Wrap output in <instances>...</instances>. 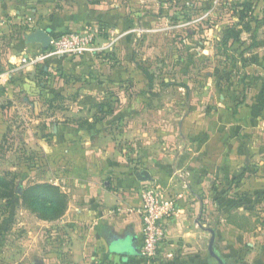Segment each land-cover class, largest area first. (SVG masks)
<instances>
[{"label":"rangeland","instance_id":"374dc122","mask_svg":"<svg viewBox=\"0 0 264 264\" xmlns=\"http://www.w3.org/2000/svg\"><path fill=\"white\" fill-rule=\"evenodd\" d=\"M37 1L32 5L39 10L28 19L15 10L22 0H0V87L18 89L12 98L0 97V175L11 173L16 191L55 184L40 141H49L59 124L89 126L99 119L101 141L110 139L135 161L145 147H156L148 155L162 159L181 153L189 138L183 123L216 110L221 86L237 97V61L245 64L248 54L264 47V0H42L51 4L43 9ZM244 3L253 5L258 19L248 21L258 32H243L241 43L225 45V30L238 28L232 15L240 21ZM31 7L19 9L31 13ZM40 25L93 33L101 50L59 66L52 67L55 59L26 65V37ZM141 67L154 75L153 87ZM220 197L224 206L208 213L209 228L218 232L215 251L228 264H264V190ZM64 217L41 220L19 197L12 205L0 199V264H85L77 230ZM209 242L206 261L216 264Z\"/></svg>","mask_w":264,"mask_h":264},{"label":"crops","instance_id":"0c3cea01","mask_svg":"<svg viewBox=\"0 0 264 264\" xmlns=\"http://www.w3.org/2000/svg\"><path fill=\"white\" fill-rule=\"evenodd\" d=\"M36 1L22 0L15 8L16 13L25 18L37 14L38 4L32 5ZM24 5L32 6L31 13H22L19 8L26 10ZM50 6L41 0L42 9ZM238 18L237 15L240 28ZM40 26L54 35L65 33ZM140 30L151 32L149 28ZM252 30L258 32L257 24ZM25 49L30 54L44 51L37 44H24L22 51L26 52ZM85 57H64L52 67L68 59ZM237 66L240 67L237 69V97L221 86L218 91L223 95L219 96L221 101L216 110L196 113L183 123L182 128L189 134L183 141L188 144L177 155L167 158L165 155L162 159L159 153L158 156L148 155L149 152L156 154V147H145L139 150L142 152L138 153L136 161L135 157L130 159L117 152L115 142L101 141L103 126L97 122L89 126L59 124L53 128L49 141L41 139L48 168L56 171L55 185L69 196L65 224L76 228L78 249L86 258L85 264H209L204 251L207 241H210L209 257L216 264H220L218 258L228 264L227 259L215 251L218 232L209 228L208 213L214 206H224L222 193L237 196L264 190L263 45L245 57V64L237 61ZM5 89L0 87V97L12 98L18 92V89H7L6 93ZM227 101L233 106H228ZM140 162L153 164L142 166ZM144 170L151 173L152 181L138 179ZM148 185L167 191L174 197L176 207V214L167 221V238L154 261L142 254L140 194ZM217 221L226 222L223 218ZM227 224L235 226L229 220ZM114 239L130 241L141 255L112 250L110 243Z\"/></svg>","mask_w":264,"mask_h":264},{"label":"built area","instance_id":"2783aa9c","mask_svg":"<svg viewBox=\"0 0 264 264\" xmlns=\"http://www.w3.org/2000/svg\"><path fill=\"white\" fill-rule=\"evenodd\" d=\"M96 40L93 33H67L53 38L47 50L23 56L22 62L26 65H34L51 59L94 55L101 50L97 47ZM140 196L143 225L142 254L150 261H154L167 238V221L176 214L175 200L167 191L153 185L145 186ZM168 257L172 258V255Z\"/></svg>","mask_w":264,"mask_h":264},{"label":"trees","instance_id":"16d2710c","mask_svg":"<svg viewBox=\"0 0 264 264\" xmlns=\"http://www.w3.org/2000/svg\"><path fill=\"white\" fill-rule=\"evenodd\" d=\"M245 10L240 13V23H244L241 29H236L234 25L227 26L225 30V37L223 44L228 45L232 43H241L243 32H252V24L249 19L255 18V15L251 13L253 11V5L251 3H244ZM250 12L251 15H247ZM251 16V17H250ZM233 18L237 17V13L232 15ZM69 33V32H68ZM54 38L67 34L54 35ZM142 72L149 80V86L154 85V75L150 73L145 67H141ZM101 120L97 119V123ZM12 177V178H11ZM16 179L11 173L0 175V199H4L8 205H12L16 197H19L22 201V206L35 214L39 219L45 221H56L63 218L69 209V196L65 194L61 188L52 183H37L30 185L26 189L20 188V192L15 190ZM230 221V220H229ZM234 225V223L231 222Z\"/></svg>","mask_w":264,"mask_h":264},{"label":"water","instance_id":"95a60500","mask_svg":"<svg viewBox=\"0 0 264 264\" xmlns=\"http://www.w3.org/2000/svg\"><path fill=\"white\" fill-rule=\"evenodd\" d=\"M53 35L44 29H38L34 33H31L27 35L26 37V44L27 45H40L42 50H47L49 46L52 43ZM138 179L142 182H150L153 180L151 173L148 170L141 171V173L138 175ZM21 189H19L20 192ZM110 247L112 250L121 251L124 254L132 253V254H139L138 249H134L130 243V241H121V240H115L110 243ZM212 250V249H211ZM213 255L216 257V255L213 253ZM220 264H224L221 259H219Z\"/></svg>","mask_w":264,"mask_h":264}]
</instances>
